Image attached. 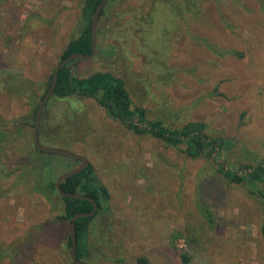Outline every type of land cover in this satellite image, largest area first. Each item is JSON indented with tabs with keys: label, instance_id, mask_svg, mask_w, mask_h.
<instances>
[{
	"label": "rangeland",
	"instance_id": "obj_1",
	"mask_svg": "<svg viewBox=\"0 0 264 264\" xmlns=\"http://www.w3.org/2000/svg\"><path fill=\"white\" fill-rule=\"evenodd\" d=\"M84 2L0 1V79L21 76L32 84L22 94L0 85V114L11 132L0 162L24 163L13 152L34 151V128L23 118L39 107L63 51L78 36ZM105 9L97 56L81 62L79 74L112 72L150 120L170 129L202 122L209 140L228 138L234 146L193 159L184 145L129 130L95 99L50 98L46 130L61 138L57 147L89 160L110 195L90 223L83 261L185 264L187 254L188 264H264V203L251 194L264 193V184L231 183L219 172L221 165L238 172L264 162V0H112ZM63 207L53 209L31 183L2 199L0 247L13 243L25 251L0 264H70Z\"/></svg>",
	"mask_w": 264,
	"mask_h": 264
},
{
	"label": "trees",
	"instance_id": "obj_2",
	"mask_svg": "<svg viewBox=\"0 0 264 264\" xmlns=\"http://www.w3.org/2000/svg\"><path fill=\"white\" fill-rule=\"evenodd\" d=\"M101 2L102 0H85L82 9L83 19L81 30L78 36L72 39L63 51L60 62L73 54L92 53L91 31L93 18ZM111 2L112 0L108 4ZM105 14L106 9L102 11L101 17ZM81 62L84 61H72L60 71L58 83L51 98L59 101L76 97L95 99L101 107L105 108L109 116L123 123L129 130L138 135H152L164 140L167 145L172 147L184 145L185 155L193 159H199L204 155L210 157V155L217 153V151L229 152L234 146V141L228 138L209 140V136L205 134L206 125L202 122H189L181 128L170 129L159 119L150 120L145 108L133 104L125 81L122 78L109 71L96 72L84 77L77 70V66ZM52 76L53 74L46 83L45 94L52 85ZM0 85H5L11 93L22 94L32 84L21 76H11L0 79ZM45 94L40 97V101ZM29 98L32 103L35 102L37 99L35 92ZM33 107L30 115L23 118L22 124L26 126L30 125L34 128L38 107L36 105ZM44 120L45 115L43 113L39 129L40 142L49 147L63 146L64 144H60L61 138L52 137L46 130ZM6 124L5 118L0 114V151L7 149L5 147L6 141L11 136V132L6 129ZM33 149L35 152H30L29 156L23 150L13 152V154L17 153L22 155L23 157L19 158L18 162L24 163L14 165V162L9 159L7 162H0V202L2 199H8L17 187L23 183H31L32 191L45 197L53 209L57 208L58 203L61 202L63 204L64 207L62 215L59 216L60 219L71 223L76 214L92 212L94 208L92 202L62 197L56 189V182L59 176L63 172L77 167L80 161L43 152L36 148L35 145ZM241 169L245 172L242 173ZM219 172L231 183L249 184L251 186L264 184V162L253 167L243 165L242 168H239L238 172H234L224 165H221ZM61 188L64 192L80 193L91 197L98 203L99 209L94 217L80 218L76 222L78 238L77 256L83 261L89 247L88 235L90 223L96 216L107 209L110 195L108 189L99 181L94 166L91 163L81 173L66 179ZM251 194L256 195L261 204L262 202L264 203V193L262 191H253ZM201 209L207 223L214 225L215 220L211 211L204 206H201ZM46 227L48 226H41L42 230ZM261 234L264 242V221L261 226ZM27 236L30 237V234H27ZM180 236L178 234L173 236V238H179ZM68 245L72 248L70 237L68 239ZM22 248L17 247L13 243L0 247V263L6 258L15 261L25 251ZM182 259L185 264L190 262L187 254H183ZM70 261V264H75L72 257ZM136 264L151 263L147 258L139 257Z\"/></svg>",
	"mask_w": 264,
	"mask_h": 264
},
{
	"label": "water",
	"instance_id": "obj_3",
	"mask_svg": "<svg viewBox=\"0 0 264 264\" xmlns=\"http://www.w3.org/2000/svg\"><path fill=\"white\" fill-rule=\"evenodd\" d=\"M108 1L109 0H102L101 4L98 6V8L96 10L94 18H93L92 31H91L92 53L91 54H73V55L69 56L68 58H66L65 60L61 61L56 66V68L53 72V76H52V85L39 104L38 111L36 114V119H35V125H34L33 141H34V145L36 146V148H38L39 150L46 152V153L57 154V155H61V156L73 159V160H79L80 161V164L77 167H75L69 171L63 172L59 176V178L56 182L57 192L62 197L69 198V199L85 200V201L92 202L94 205L92 212L78 213L73 217V219L70 223V239H71V244H72L71 257H72V260L75 264H87L84 261L80 260L77 256L78 238H77L76 222L80 218L94 217L97 214L99 208H98L97 201L94 200L93 198L85 196V195L80 194V193L64 192L62 190L61 186L66 179H68L69 177L75 176V175L81 173L84 169H86L89 166L90 162L85 157L77 155V154L70 152L68 150L43 145L39 139V129H40V123H41L42 116H43L44 110L46 108V105H47L49 99L54 94V91L56 89L60 71H62L72 61H91V60H94L96 58V56H97L98 23H99L101 13H102L105 5L108 3ZM116 264H128V263H116Z\"/></svg>",
	"mask_w": 264,
	"mask_h": 264
}]
</instances>
